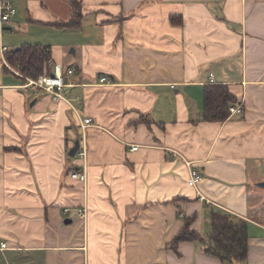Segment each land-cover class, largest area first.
<instances>
[{"label":"crops","instance_id":"1","mask_svg":"<svg viewBox=\"0 0 264 264\" xmlns=\"http://www.w3.org/2000/svg\"><path fill=\"white\" fill-rule=\"evenodd\" d=\"M72 1L13 0L0 39L12 51L37 44L9 36L23 26L73 31L40 43L60 100L0 47V264H264V0H79L80 25L63 28ZM208 84L243 112L202 120ZM77 139L85 157L69 155ZM215 209L248 221L246 262L168 246L190 217L206 238Z\"/></svg>","mask_w":264,"mask_h":264},{"label":"trees","instance_id":"2","mask_svg":"<svg viewBox=\"0 0 264 264\" xmlns=\"http://www.w3.org/2000/svg\"><path fill=\"white\" fill-rule=\"evenodd\" d=\"M73 16L58 25L65 28L77 27L83 16L82 3L72 1ZM8 60L22 74L32 79L41 75H54L52 52L49 45L24 44L8 53ZM237 102L226 84H208L205 87L202 120L223 122L230 116L229 107ZM149 122V121H148ZM147 122V123H148ZM193 217L186 218L181 232L168 244L178 255L179 245L185 241L204 240L205 253L223 261L244 263L249 253L248 221L223 210H213L210 216L211 231L206 238L191 228Z\"/></svg>","mask_w":264,"mask_h":264},{"label":"built area","instance_id":"3","mask_svg":"<svg viewBox=\"0 0 264 264\" xmlns=\"http://www.w3.org/2000/svg\"><path fill=\"white\" fill-rule=\"evenodd\" d=\"M17 13V9L15 7V4L13 0H0V39L2 40L3 37V31L4 26L9 23L12 18ZM1 47V53L4 55L8 54L10 52V48L4 44L3 42L0 45ZM5 63L7 61L5 60ZM74 69H70L68 72L72 73ZM102 82L109 81L107 77L101 78ZM28 86H32L34 88L43 89L49 93H51L55 100H60L63 98V89L65 86L63 75L60 73H55L54 75H41L37 79H30L27 83ZM230 115H234L237 113L243 112V107L241 104H231L229 107ZM92 122V118H85L82 122V128L83 130L89 126V124ZM138 147L133 146L132 149L136 150ZM81 157H85L86 150L84 148V145L82 144V141H80V148L77 151V153ZM178 155V154H176ZM187 164L190 166L192 165L191 162L187 161ZM71 177L74 179H79L81 181L87 180V174L86 172L81 171H74L71 172ZM203 176L202 174L194 167L191 166L190 168V174H189V184L193 187H198L199 183L202 181ZM70 210L68 208L65 209V212H69ZM77 212L80 216L85 217L86 216V209H77ZM1 248H6L7 244L5 242L0 241Z\"/></svg>","mask_w":264,"mask_h":264},{"label":"rangeland","instance_id":"4","mask_svg":"<svg viewBox=\"0 0 264 264\" xmlns=\"http://www.w3.org/2000/svg\"><path fill=\"white\" fill-rule=\"evenodd\" d=\"M14 31L15 32H9V36L13 38V41L26 38V41H30L32 43H58L73 32L66 29L61 30L52 25L43 26L42 24H31L28 28L23 26Z\"/></svg>","mask_w":264,"mask_h":264},{"label":"water","instance_id":"5","mask_svg":"<svg viewBox=\"0 0 264 264\" xmlns=\"http://www.w3.org/2000/svg\"><path fill=\"white\" fill-rule=\"evenodd\" d=\"M17 49H18V48H17ZM79 148H80V140L77 139V140L75 141V143H74V146L70 149L69 155H70V156H75L76 153H77V151L79 150ZM257 186H259V187H263V188H264V181L258 182V183H257ZM67 221H69V220H67Z\"/></svg>","mask_w":264,"mask_h":264}]
</instances>
